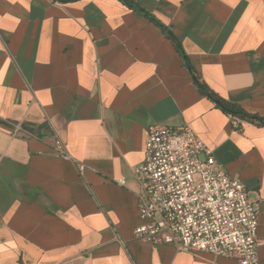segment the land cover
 I'll use <instances>...</instances> for the list:
<instances>
[{
    "label": "crops",
    "instance_id": "crops-1",
    "mask_svg": "<svg viewBox=\"0 0 264 264\" xmlns=\"http://www.w3.org/2000/svg\"><path fill=\"white\" fill-rule=\"evenodd\" d=\"M193 75L264 117V0H0V264H239L134 238L147 129L183 124L249 191L264 264V125Z\"/></svg>",
    "mask_w": 264,
    "mask_h": 264
},
{
    "label": "built area",
    "instance_id": "built-area-1",
    "mask_svg": "<svg viewBox=\"0 0 264 264\" xmlns=\"http://www.w3.org/2000/svg\"><path fill=\"white\" fill-rule=\"evenodd\" d=\"M230 118L241 131L242 122ZM49 144L56 156L74 162L81 175L83 164L70 156L56 130ZM133 177L138 184L136 240L259 264V214L249 191L216 163L213 151L187 124L149 126L144 158ZM117 183L123 186L125 181Z\"/></svg>",
    "mask_w": 264,
    "mask_h": 264
},
{
    "label": "trees",
    "instance_id": "trees-1",
    "mask_svg": "<svg viewBox=\"0 0 264 264\" xmlns=\"http://www.w3.org/2000/svg\"><path fill=\"white\" fill-rule=\"evenodd\" d=\"M64 1H69V0H64ZM129 5L131 7H133V8H135V9H137L136 6H133L130 3H129ZM142 13H144V15L147 16V18H149L150 20L154 21L152 16H150L149 14H147V13H145L143 11H142ZM163 31H166V30L163 29ZM170 37L172 38V36H170ZM173 41H174V43L176 45V48L179 51H181V47L177 43V41H175L174 39H173ZM185 63L191 69L190 65L187 62V58L186 57H185ZM193 78L195 79V82L197 83L200 91L203 94H205L208 98L213 100L214 103L216 104V106L221 108L228 115L237 117L241 122L252 123V124H255V125H264V117H261V116H259L257 114H251V113L245 112L240 106H238V105H236L234 103L227 102L226 100H223L222 98H219L218 96H216L215 94H213L212 92L207 90L201 83H199V80L197 79V77L195 75H193Z\"/></svg>",
    "mask_w": 264,
    "mask_h": 264
}]
</instances>
